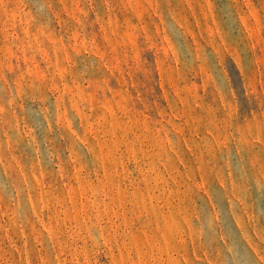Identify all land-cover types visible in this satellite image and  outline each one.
Masks as SVG:
<instances>
[{"label": "rangeland", "instance_id": "rangeland-1", "mask_svg": "<svg viewBox=\"0 0 264 264\" xmlns=\"http://www.w3.org/2000/svg\"><path fill=\"white\" fill-rule=\"evenodd\" d=\"M0 264H264V0H0Z\"/></svg>", "mask_w": 264, "mask_h": 264}]
</instances>
